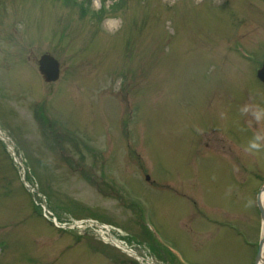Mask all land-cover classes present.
Listing matches in <instances>:
<instances>
[{
  "label": "rangeland",
  "instance_id": "1",
  "mask_svg": "<svg viewBox=\"0 0 264 264\" xmlns=\"http://www.w3.org/2000/svg\"><path fill=\"white\" fill-rule=\"evenodd\" d=\"M263 59V0H0V131L18 156L0 140V264H139L70 227L94 219L157 264L177 262L141 219L183 264H254Z\"/></svg>",
  "mask_w": 264,
  "mask_h": 264
},
{
  "label": "water",
  "instance_id": "2",
  "mask_svg": "<svg viewBox=\"0 0 264 264\" xmlns=\"http://www.w3.org/2000/svg\"><path fill=\"white\" fill-rule=\"evenodd\" d=\"M38 69L42 75V78L46 82L55 81L59 77V62L51 54L44 53L40 56L38 59ZM257 76L264 83V62L262 67L257 70ZM263 190L264 186L261 187L256 198V205L261 217V231L255 255V264H257L261 259V252L264 246V206L260 197Z\"/></svg>",
  "mask_w": 264,
  "mask_h": 264
},
{
  "label": "clouds",
  "instance_id": "3",
  "mask_svg": "<svg viewBox=\"0 0 264 264\" xmlns=\"http://www.w3.org/2000/svg\"><path fill=\"white\" fill-rule=\"evenodd\" d=\"M248 106H244L241 111L242 112H248ZM223 115V114H221ZM255 118L259 121L260 119L264 118V109H258L255 113ZM262 137L260 135H257L254 139V141L250 142L249 148L250 149H258L261 145L258 143Z\"/></svg>",
  "mask_w": 264,
  "mask_h": 264
},
{
  "label": "trees",
  "instance_id": "4",
  "mask_svg": "<svg viewBox=\"0 0 264 264\" xmlns=\"http://www.w3.org/2000/svg\"><path fill=\"white\" fill-rule=\"evenodd\" d=\"M116 1H117V0H116ZM118 1H120V0H118ZM143 229H144V230H142V231H143V235H144V237H146V239L149 241V244H150L152 250H153V251H157V254H158L160 257H163L162 255H165V254L163 253V251L158 250V248L154 245V241H153L152 237L150 236L149 231H148L145 227H143ZM171 260H172V259H171Z\"/></svg>",
  "mask_w": 264,
  "mask_h": 264
},
{
  "label": "bare ground",
  "instance_id": "5",
  "mask_svg": "<svg viewBox=\"0 0 264 264\" xmlns=\"http://www.w3.org/2000/svg\"><path fill=\"white\" fill-rule=\"evenodd\" d=\"M222 153L226 154L227 153V150L222 148L221 149ZM261 197V201L263 203V206H264V191L261 193L260 195ZM80 224V222H76V225L78 226ZM119 246H123L122 244L120 245L119 241H115ZM124 247V246H123ZM261 258L264 259V246L262 248V252H261ZM151 264H156V263H151ZM257 264H263V260H259V262Z\"/></svg>",
  "mask_w": 264,
  "mask_h": 264
}]
</instances>
